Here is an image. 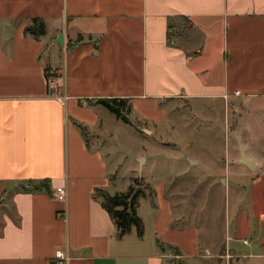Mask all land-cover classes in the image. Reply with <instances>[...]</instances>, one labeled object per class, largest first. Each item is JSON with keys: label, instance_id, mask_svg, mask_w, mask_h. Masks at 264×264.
Instances as JSON below:
<instances>
[{"label": "crops", "instance_id": "crops-1", "mask_svg": "<svg viewBox=\"0 0 264 264\" xmlns=\"http://www.w3.org/2000/svg\"><path fill=\"white\" fill-rule=\"evenodd\" d=\"M37 17L45 33L26 35ZM46 68L62 74L67 101ZM100 98H127V121ZM205 101L224 106L231 145L256 164L228 147L221 177L230 188V177L250 176L262 233L202 247L197 229L170 226L163 195L164 252L119 237L94 192L136 182L122 164L138 143L136 119L148 125L180 111L164 105ZM60 184L66 201L54 198ZM0 198V264H52L59 248L70 264H264V0H0Z\"/></svg>", "mask_w": 264, "mask_h": 264}, {"label": "rangeland", "instance_id": "rangeland-1", "mask_svg": "<svg viewBox=\"0 0 264 264\" xmlns=\"http://www.w3.org/2000/svg\"><path fill=\"white\" fill-rule=\"evenodd\" d=\"M57 56L51 52L50 59ZM205 103L207 106H200L199 102L187 106L183 102L164 105L165 109L178 105L180 111L168 114L167 120L149 121L148 125L141 118L136 119L138 143L128 146L131 150L124 147L122 164L133 179L143 182L137 211L144 221L145 233L140 237L136 227H132L125 234L128 240H144L145 247L157 244V251L166 250L163 234L166 214L165 211L160 214L163 195L171 204L170 226L177 230L197 229L202 247L210 245L211 241L218 246L234 245L236 238L243 242L245 237L251 240L262 233L260 212L251 208L253 191L248 182L245 183L250 176L230 177V188L226 186V178L221 177L225 173L224 158L228 147V151L236 155L242 154L241 147H244L231 145L232 133L225 121L224 106L212 101ZM253 115L257 112L249 110L245 117L248 122ZM125 126L129 131L128 125ZM129 136L130 142L131 137L134 140V135ZM202 173L205 175L201 176ZM123 177L120 180L124 184L126 176ZM133 184L140 186L138 181ZM6 201L0 198V203ZM246 217L250 223L243 221ZM157 219L160 221L156 230ZM233 264L238 262L234 259Z\"/></svg>", "mask_w": 264, "mask_h": 264}, {"label": "trees", "instance_id": "trees-1", "mask_svg": "<svg viewBox=\"0 0 264 264\" xmlns=\"http://www.w3.org/2000/svg\"><path fill=\"white\" fill-rule=\"evenodd\" d=\"M172 19H170V28L172 27ZM45 23L42 18H33L31 23L28 24L24 33L33 37H39L45 33ZM171 30L168 31V35L171 36ZM46 76L49 77L53 73L48 68L45 70ZM129 100L127 98H100L97 102H100L116 113L118 117L127 121V112L131 109V105H127ZM140 183V186L131 184L125 191H117L110 193L104 188H97L94 192V197L99 198L103 207L109 212L113 219L117 230L118 236L123 237L132 227H136L138 235L142 237L145 233V224L141 216L137 211L138 197L141 193L139 188L142 187V180L135 178L133 181ZM50 191L49 180L44 179L39 184ZM166 245V244H165Z\"/></svg>", "mask_w": 264, "mask_h": 264}, {"label": "built area", "instance_id": "built-area-1", "mask_svg": "<svg viewBox=\"0 0 264 264\" xmlns=\"http://www.w3.org/2000/svg\"><path fill=\"white\" fill-rule=\"evenodd\" d=\"M48 84L50 90L56 97L65 102L68 100L69 96L61 92L63 87V77L62 74H52L48 77ZM54 198L58 201H66L68 197V189L65 184H60L55 186L53 191ZM72 257L63 249L59 248L55 252L54 262L52 264H70Z\"/></svg>", "mask_w": 264, "mask_h": 264}, {"label": "water", "instance_id": "water-1", "mask_svg": "<svg viewBox=\"0 0 264 264\" xmlns=\"http://www.w3.org/2000/svg\"><path fill=\"white\" fill-rule=\"evenodd\" d=\"M241 162L247 164L250 167H254L256 164L250 159V157L246 154L244 148L241 147Z\"/></svg>", "mask_w": 264, "mask_h": 264}]
</instances>
